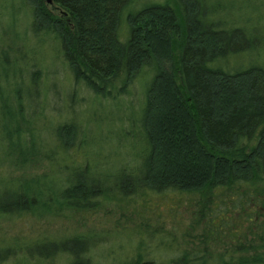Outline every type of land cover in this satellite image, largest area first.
Instances as JSON below:
<instances>
[{
  "label": "trees",
  "instance_id": "trees-1",
  "mask_svg": "<svg viewBox=\"0 0 264 264\" xmlns=\"http://www.w3.org/2000/svg\"><path fill=\"white\" fill-rule=\"evenodd\" d=\"M28 2L30 31L37 43L51 39L76 85L116 99L142 74L148 78L138 131L128 140L136 164L124 161L114 171L87 155L67 159L53 168L63 172L60 178L45 173L1 189L0 219L66 212L82 225L76 217L150 194H173L186 210L175 204L141 216L138 236L126 233L135 254L118 261L101 248L125 232L92 226L55 239L31 228L6 237L0 229V264H264V62H225L252 49L246 31L219 28L208 0ZM0 101L8 152L34 158L36 137L24 105ZM54 134L64 152L84 142L72 123ZM156 246L164 258L151 255Z\"/></svg>",
  "mask_w": 264,
  "mask_h": 264
},
{
  "label": "rangeland",
  "instance_id": "rangeland-1",
  "mask_svg": "<svg viewBox=\"0 0 264 264\" xmlns=\"http://www.w3.org/2000/svg\"><path fill=\"white\" fill-rule=\"evenodd\" d=\"M139 1L140 4L148 2ZM208 2L214 6L212 20L221 24L219 28L244 29L245 36L252 38L254 43L252 49L230 56L225 61L227 65L238 67L264 62V0ZM31 20L32 7L28 0H0V100L8 98V104L13 108L17 101L24 105V117L34 128V151L37 153L34 158H25L28 161L14 157L15 154L8 152L0 129V190L10 184L15 185L21 178L35 179L45 173L60 178L63 172L58 173L53 168L66 164L67 159L81 162L86 155L85 159L94 158L98 167L108 166L114 171L124 165V161L126 164H136L135 149L128 140L131 141L138 131L142 83L148 76H139L128 92L116 99L98 98L81 85H76L63 60L52 48L51 39L45 37V41L37 43L38 39L30 31ZM15 93H19V99L15 98L18 95ZM64 123H72L77 131V140H84L80 149L64 152L58 147L54 131ZM54 147L57 150L50 149ZM44 149L54 157L51 162L43 159ZM175 198L173 194L134 195L122 205L117 202L106 204L105 208L95 213L88 212L76 217V220L83 219L85 224L82 225L75 223L74 217L66 212L33 219L8 217L6 221L2 218L0 229L6 237L23 229L26 233L31 228L36 233L49 234L55 239L70 235L73 231H90L92 226L116 231V234L125 232L117 242L101 248V253H111V257L118 261L135 254L136 242L129 241L127 234L134 239L138 236L135 230L141 216L146 214L150 217L152 212L163 214L175 204L178 211L186 210L185 201L179 199L177 202ZM155 248L151 255L156 259L166 256L161 247Z\"/></svg>",
  "mask_w": 264,
  "mask_h": 264
},
{
  "label": "water",
  "instance_id": "water-1",
  "mask_svg": "<svg viewBox=\"0 0 264 264\" xmlns=\"http://www.w3.org/2000/svg\"><path fill=\"white\" fill-rule=\"evenodd\" d=\"M46 1H47V3H48V4H50V3H51V0H46Z\"/></svg>",
  "mask_w": 264,
  "mask_h": 264
}]
</instances>
